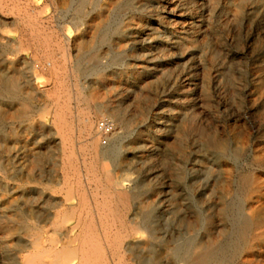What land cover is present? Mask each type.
I'll return each mask as SVG.
<instances>
[{
    "label": "rangeland",
    "instance_id": "1",
    "mask_svg": "<svg viewBox=\"0 0 264 264\" xmlns=\"http://www.w3.org/2000/svg\"><path fill=\"white\" fill-rule=\"evenodd\" d=\"M61 1L0 0V76L21 83L27 105L8 95L0 100V264H13V255L24 264L25 253L52 239L58 248L77 246L87 223L99 234L132 230L123 242L130 247L107 250L109 264L120 255L140 264L137 254L147 256L151 245L162 257L159 242L134 229L150 203L161 244L193 236L223 264H264V0H97L77 18L69 8L74 0ZM121 2L134 7L119 8ZM100 29L105 42L97 41ZM86 42L94 43L85 59L94 67L76 78L72 63ZM84 113L95 122L89 137L80 133ZM104 119L113 123L107 135L97 127ZM93 139L118 154L94 160L82 150ZM108 173L128 196L117 194ZM103 201L112 207L103 213L107 230L97 208ZM238 221L249 225L243 238Z\"/></svg>",
    "mask_w": 264,
    "mask_h": 264
},
{
    "label": "bare ground",
    "instance_id": "2",
    "mask_svg": "<svg viewBox=\"0 0 264 264\" xmlns=\"http://www.w3.org/2000/svg\"><path fill=\"white\" fill-rule=\"evenodd\" d=\"M58 1V0H57ZM61 1V0H60ZM66 1V0H65ZM127 1V0H126ZM208 1V0H207ZM252 1V0H251ZM256 1V0H255ZM62 2V1H61ZM100 2V1H99ZM115 2V1H114ZM113 2V3H114ZM145 2V1H144ZM220 2V1H219ZM52 3L54 4V2L52 1ZM139 3V2H138ZM247 3V2H246ZM261 3V2H260ZM60 4V3H59ZM67 4V3H66ZM65 4V5H66ZM104 4V3H103ZM135 4V3H134ZM263 4V3H262ZM63 5V4H62ZM65 5H63L64 6V8L66 7ZM86 5H91L92 7H95L96 8V6H97V0H74V1H70L69 2V8L70 9H72L73 10V13H74V16L77 18V17H83L84 16V8H85V6ZM100 5V4H99ZM117 5V4H116ZM133 4H130L129 2H121V3H119V5H118V7L119 8H123V7H127V6H132ZM136 5H137V2H136ZM140 5V4H139ZM145 5V4H144ZM105 6V5H104ZM111 6H114V5H112L111 4ZM146 6V5H145ZM245 5H243V7H244ZM258 6H259V3H258ZM46 7V6H45ZM58 7V6H57ZM61 7V6H60ZM103 7V6H102ZM117 7V8H118ZM133 7H134V5H133ZM139 7V6H138ZM257 7V6H256ZM255 7V8H256ZM108 8V7H107ZM110 8V7H109ZM146 8V7H145ZM250 8V7H249ZM252 8V7H251ZM113 9V8H112ZM115 9V8H114ZM140 9V8H139ZM37 10H39V9H37ZM59 10V9H58ZM90 10V9H89ZM88 10V11H89ZM106 10V9H105ZM241 10V9H240ZM244 10H245V8H244ZM247 10V9H246ZM40 11V10H39ZM99 11V10H98ZM108 11V10H107ZM135 11V10H134ZM5 12V11H4ZM38 12V11H37ZM56 12V11H55ZM58 12V11H57ZM67 12V11H66ZM129 12V11H128ZM246 12V11H245ZM28 13V12H27ZM98 13V12H97ZM114 13V12H113ZM131 12H129V14H130ZM137 13V12H136ZM138 13H140V12H138ZM144 13H146V12H144ZM143 13V14H144ZM42 14V13H41ZM64 14V13H63ZM99 14V13H98ZM238 14H240V12L238 13ZM21 15V14H20ZM40 15V14H39ZM68 15V14H67ZM106 15V14H105ZM246 15V14H245ZM12 16V15H11ZM25 16V15H24ZM27 16H28V14H27ZM29 16H31V15H29ZM36 16V15H35ZM87 16V15H86ZM85 16V17H86ZM91 16V15H90ZM89 16V17H90ZM104 16V15H103ZM102 16V18H106L105 16L103 17ZM251 16V15H250ZM99 17V16H98ZM119 17V16H118ZM117 17V18H118ZM242 17H243V15H242ZM241 17V18H242ZM5 18H6V16H5ZM17 18V17H16ZM64 18V17H63ZM113 18H115V17H113ZM15 19V18H14ZM79 19V18H78ZM84 19V18H83ZM96 19H98V18H96ZM101 19V18H100ZM116 19V18H115ZM245 19V18H244ZM35 20V19H34ZM66 20V19H65ZM77 20V19H76ZM75 20V21H76ZM110 19H108V21H109ZM231 20V19H230ZM248 21H249V19H247ZM255 20V19H254ZM4 21H5V19H4ZM9 21V20H8ZM11 21V20H10ZM19 21V20H18ZM23 21H24V19H23ZM32 21V20H31ZM41 21H43V18H42V20ZM52 21V20H51ZM74 21V22H75ZM78 21V20H77ZM115 21V20H114ZM1 22H2V20H1ZM44 22V21H43ZM80 22V21H79ZM140 22V21H139ZM246 22V21H245ZM255 22V21H254ZM9 23V22H8ZM15 23V22H14ZM19 23V22H18ZM10 24H11V22H10ZM30 24H32V23H30ZM37 24V23H36ZM41 24V23H40ZM45 24V23H44ZM47 24V23H46ZM49 24V23H48ZM78 24V23H77ZM95 24H96V22H95ZM94 24V25H95ZM117 24V23H116ZM124 24H125V22H124ZM132 24V23H131ZM3 25V24H2ZM8 25V24H7ZM14 25V24H13ZM43 25V24H42ZM99 25V24H98ZM112 25V24H111ZM35 26V25H34ZM44 26V25H43ZM80 26V25H79ZM1 27V26H0ZM8 27V26H7ZM21 27V26H20ZM24 27V26H23ZM33 27V26H32ZM99 27V26H98ZM123 27V26H122ZM129 27V26H128ZM51 28V27H50ZM110 28V27H109ZM120 28V27H119ZM42 29V28H41ZM118 29V28H117ZM128 29V28H127ZM92 30V29H91ZM101 30V29H100ZM31 31V30H30ZM33 31V30H32ZM35 31V30H34ZM126 31V30H125ZM122 32V31H121ZM127 32H129V31H127ZM126 32V33H127ZM31 33V32H30ZM33 33V32H32ZM31 33V34H32ZM44 33V32H43ZM115 33H117L116 31H115ZM25 34V33H24ZM34 34V33H33ZM51 35V34H50ZM50 35H48V36H50ZM53 35V34H52ZM24 36V35H23ZM30 36H32V35H30ZM92 36V35H91ZM98 36V37H97ZM96 37H97V41L98 42H102V41H104L105 39H106V34H105V32H104V30L102 29L100 32H99V34L97 35ZM113 36V35H112ZM111 36V37H112ZM122 36V35H121ZM1 37V36H0ZM47 37V36H46ZM96 37H95V39H96ZM32 38H33V36H32ZM38 38V37H37ZM44 38V37H43ZM51 38V37H50ZM49 38V39H50ZM64 38V37H63ZM5 39V38H4ZM44 39H46V38H44ZM84 39V38H83ZM88 39H90V38H88ZM108 39V38H107ZM116 39V38H115ZM10 40H12V39H10ZM14 40V39H13ZM19 40H21L20 38H19ZM19 40H17L18 42H19ZM111 40V39H110ZM24 41V40H23ZM40 41V40H39ZM47 41V40H46ZM51 41V40H50ZM66 41V40H65ZM70 41V40H69ZM85 41V40H84ZM107 41V40H106ZM119 41V40H118ZM35 42V41H34ZM48 42V41H47ZM55 42H57V41H55ZM105 42V41H104ZM109 42V41H108ZM16 43V42H15ZM45 43V42H44ZM49 43V42H48ZM87 43V42H86ZM119 43H121L120 41H119ZM6 44V43H5ZM20 44V43H19ZM39 43H37V45H38ZM60 44V43H59ZM58 44V45H59ZM61 44H63V43H61ZM96 44V43H95ZM105 44V43H104ZM23 45H24V43H23ZM68 45V44H67ZM20 46V45H19ZM63 46V45H62ZM70 46V45H69ZM75 46V45H74ZM93 46H94V43L93 44H84V45H81V48H80V52H79V55H78V57H77V59L76 60H74L73 61V63H72V68H71V73H73V75L76 77V78H78V77H80V76H82V75H85V74H87V73H90V72H92V66H93V64H92V66L90 67L89 65H88V63L87 62H85V59H86V56H88V54L92 51V49H93ZM102 46V45H101ZM5 47V46H4ZM53 47V46H52ZM110 47H111V45H110ZM120 47V46H119ZM6 48V47H5ZM12 48V47H11ZM61 48V47H60ZM65 48V47H64ZM71 48H73V47H71ZM70 48V49H71ZM77 48V47H76ZM40 49V48H39ZM46 50H47V48H45ZM51 49V48H50ZM56 49V48H55ZM62 49V48H61ZM69 49V50H70ZM6 50V49H5ZM12 50V49H11ZM14 50V49H13ZM37 50V49H36ZM65 50V49H64ZM96 50V49H95ZM51 51V50H50ZM54 51V50H53ZM58 51V50H57ZM56 51V52H57ZM68 51V50H67ZM71 51V50H70ZM55 52V51H54ZM66 52V51H65ZM65 52H63V54L65 53ZM56 54V53H55ZM69 54V53H68ZM78 54V53H77ZM40 55V54H39ZM45 55H47V54H45ZM51 54H49V56H50ZM71 55V54H70ZM93 55V54H92ZM63 56V55H62ZM47 57V56H46ZM64 58L63 59H65V57H66V55L65 56H63ZM67 57H69V56H67ZM66 57V58H67ZM51 58V57H50ZM54 58H56V57H54ZM93 58V57H92ZM95 58V57H94ZM68 59V58H67ZM53 60V59H52ZM52 60H50V61H52ZM56 60V59H55ZM66 62H67V60H66ZM68 65V64H67ZM66 65V66H67ZM52 66H54V65H52ZM97 66V65H96ZM101 66V65H100ZM60 67V66H59ZM94 67V66H93ZM69 68V67H68ZM67 68V69H68ZM103 68V67H102ZM47 69H48V67H47ZM54 69V68H53ZM57 69V68H56ZM65 69V68H64ZM63 69V70H64ZM99 69V67L97 68V70ZM59 70V69H58ZM62 70V71H63ZM66 70V69H65ZM96 70V71H97ZM61 71V70H60ZM55 72V71H54ZM53 73V72H52ZM55 73H57V72H55ZM61 73V72H60ZM101 74V73H100ZM64 75H66V74H64ZM102 75V74H101ZM67 76V75H66ZM62 77H64V76H62ZM72 77V76H71ZM18 78V77H17ZM57 79V78H56ZM75 79V78H74ZM60 81V80H59ZM64 81H65V79H64ZM80 81V80H79ZM61 82V81H60ZM67 82V81H66ZM76 82V81H75ZM73 83H74V81H73ZM21 83H19L17 80H10V79H7V78H4V77H1L0 76V100L1 99H3V97H5V96H7V97H10V99L11 100H13V101H16V100H20V101H22V102H20L21 104H22V106L24 107V109H26V107H27V105H26V103H25V100H24V98L22 99L20 96H19V89L21 88V85H20ZM56 84V83H55ZM73 85V84H72ZM80 85H82L81 83H80ZM61 86H62V84H61ZM77 87V86H76ZM65 88H69V87H65ZM75 88V87H74ZM75 90H76V88H75ZM79 90V88L77 89V91ZM80 90L82 91V89L80 88ZM59 91H62V89L61 90H59ZM80 91V92H81ZM63 92V91H62ZM61 92V93H62ZM65 92V91H64ZM79 92V91H78ZM69 93V92H68ZM72 93H73V91H72ZM77 93V92H76ZM74 94V93H73ZM79 94V93H78ZM87 94V93H86ZM85 94V96H87ZM80 95V94H79ZM65 96H66V94H65ZM71 96V95H70ZM91 96V95H90ZM58 97V96H57ZM68 97L69 96H67V99H68ZM83 97V96H82ZM65 98V97H64ZM80 98V97H79ZM84 98H86V97H84ZM62 100H63V97L61 98ZM69 99H70V97H69ZM75 99V98H74ZM88 99V98H87ZM55 100H56V102H57V99L55 98ZM58 100H60V99H58ZM73 100V99H72ZM83 100V99H82ZM90 99H88V101H89ZM84 102V101H83ZM65 103V102H64ZM69 104V103H68ZM54 105V104H53ZM78 105V104H77ZM81 105V104H80ZM61 106H62V103H61ZM56 107H58L57 106V104H56ZM60 107V106H59ZM54 108V107H53ZM65 108H68V107H66L65 106ZM23 109V110H24ZM62 109V108H61ZM84 109V108H83ZM54 110V109H53ZM55 111V110H54ZM67 111V110H66ZM84 111V110H83ZM83 111L81 112V113H83ZM96 113V112H95ZM112 113V112H111ZM56 114H57V116H58V119H59V123H60V127H61V129L62 130H64V131H68L69 132V130L71 129H69V125L67 124V119H66V117H65V115L62 113V111L61 110H57L56 111ZM84 115L86 116V114L84 113ZM55 116V115H54ZM81 115H79V117H80ZM112 116H114V117H118L119 118V113H118V111L115 109L114 111H113V113H112ZM95 117V116H94ZM125 118V117H124ZM57 120V119H56ZM79 120H81V119H79ZM82 120H83V127L82 128H80V133L81 134H87V136L88 135H92V133H93V130H94V119H92V117H90V116H86L84 119L82 118ZM2 121H3V113H2V110H1V108H0V125L2 124ZM70 122V121H69ZM68 122V123H69ZM127 124V123H126ZM2 126V125H1ZM72 126V125H71ZM3 127V126H2ZM58 127V126H57ZM66 128H68V129H66ZM60 129V132L62 131ZM73 131V130H72ZM2 133V132H1ZM73 133V132H72ZM80 133H79V135H80ZM65 134V133H64ZM97 134V133H96ZM66 135V134H65ZM78 135V134H77ZM95 135V134H94ZM70 136H72V135H70ZM64 137V136H63ZM66 137H68V135L66 136ZM89 137V136H88ZM71 138V137H70ZM91 138H93V136L91 137ZM67 139H69V138H67ZM70 140V139H69ZM216 141V140H215ZM64 142H66L65 140H64ZM63 142V143H64ZM86 143H87V141H86ZM215 143V145L217 146V147H220V148H224V146L222 145V144H220V143H216V142H214ZM64 145V144H63ZM69 145V144H68ZM67 145V146H68ZM83 145V144H82ZM212 145V144H211ZM214 145V144H213ZM71 146V145H70ZM64 147V146H63ZM72 147V146H71ZM114 147V146H113ZM217 147H215V148H217ZM65 148V147H64ZM83 149L82 150H84V151H86V153H88L89 155H90V157L92 156L93 158H94V160H96V159H105V158H108V157H112V156H116L117 154H118V152L117 151H115L114 149H112L111 148V150H108V151H101L100 150V148H99V145H98V143H97V141H96V139H93L91 142L89 141V143L88 144H86L85 146H83L82 147ZM115 148V147H114ZM214 148V147H213ZM214 148V149H215ZM102 149V148H101ZM116 149V148H115ZM219 150V149H218ZM83 152V151H82ZM70 154H71V152H70ZM83 154V153H82ZM69 156V155H68ZM73 156V155H72ZM84 156H86L85 154H84ZM70 157V156H69ZM83 157V156H82ZM71 159V158H70ZM70 159H69V161H70ZM84 160V158L81 160V161H83ZM68 161V160H67ZM68 161V162H69ZM72 161V160H71ZM88 161H91V160H88ZM88 161H86V162H88ZM93 161V160H92ZM100 162V161H99ZM98 162V163H99ZM91 164H92V162H90ZM70 164H71V162H70ZM83 164V163H82ZM86 164V163H85ZM72 165H74V164H72ZM102 164H100V166H101ZM88 166V165H87ZM74 167V166H73ZM90 167V166H89ZM88 167V168H89ZM96 167V166H95ZM94 167V168H95ZM92 168V167H91ZM99 168V167H98ZM98 168L96 169L95 168V172H96V170H98ZM1 170V169H0ZM75 170V169H74ZM86 170V169H85ZM88 170V169H87ZM92 170V171H91ZM94 169H90L89 168V172H94L93 171ZM77 171V170H76ZM87 171V172H88ZM86 172V173H87ZM89 172H88V174H89ZM91 174V173H90ZM93 175V174H92ZM107 175V174H106ZM85 176H87V175H85ZM94 176H96V174L95 175H93V180H95L96 178L94 177ZM89 177V176H88ZM87 177V178H88ZM99 178V177H98ZM89 179H90V177H89ZM66 180V179H65ZM78 180V179H77ZM76 180V181H77ZM81 180V179H80ZM99 180H100V178H99ZM106 180V179H105ZM104 180V181H105ZM107 180L109 181V183L110 184H113V185H117L118 183L116 182V180H115V178L111 175V173H108V176H107ZM68 181H69V177H68ZM92 181V180H91ZM103 181V180H102ZM66 182H67V180H66ZM65 182V183H66ZM69 183V182H68ZM240 183L243 185H245L246 183H247V179L245 178V177H242L241 179H240ZM72 184V183H71ZM101 184V183H100ZM78 185H79V183H78ZM82 185V184H81ZM67 186H68V184H67ZM95 186H97V184H95ZM100 186V185H99ZM105 186V185H104ZM107 186V185H106ZM105 186V187H106ZM109 186V185H108ZM107 186V187H108ZM118 186V185H117ZM73 187V186H72ZM77 187V186H76ZM82 187V186H81ZM101 187V186H100ZM78 188V187H77ZM93 188V187H92ZM116 188V187H115ZM123 188V187H122ZM122 188H120V185L116 188V191H117V194L118 195H126V196H128L127 195V191H123L122 190ZM253 188V187H252ZM97 189H98V187H97ZM105 190V189H104ZM113 190V189H112ZM125 190V189H124ZM89 191V190H88ZM88 191H86L87 193H88ZM93 191V190H92ZM72 192H73V190H72ZM81 192V191H80ZM99 192V191H98ZM102 192V191H101ZM74 193V192H73ZM78 193V192H77ZM86 193V194H87ZM97 193V192H96ZM95 193V194H96ZM100 193V192H99ZM81 194V193H80ZM105 194V193H104ZM110 194V193H109ZM87 195H89V194H87ZM98 195V194H97ZM79 196H81V195H79ZM83 196V195H82ZM93 196V195H92ZM91 196V197H92ZM131 196V195H130ZM104 197H105V195H104ZM113 197V196H112ZM81 198V197H80ZM94 198V197H93ZM96 198V197H95ZM99 198V197H98ZM97 198V199H98ZM115 198V197H114ZM119 198V197H118ZM122 198V197H121ZM120 198V199H121ZM130 198V197H129ZM128 198V199H129ZM103 199V198H102ZM125 199V198H124ZM112 200H113V198H112ZM118 200V199H117ZM122 200V202H123V199H121ZM82 201V200H81ZM125 201V200H124ZM83 202V201H82ZM98 202V201H97ZM104 202V201H103ZM119 202H120V200H119ZM94 203H95V201H94ZM129 203V202H128ZM86 204V203H85ZM83 205V204H82ZM95 205V204H94ZM99 205V207H97L98 209H99V211H100V213H101V215H99V218H100V220H101V227L102 228H106L107 227V223H106V221H105V216H104V211H106V213H107V211H109V212H111V210H112V207H111V205H109V201H105L104 203H101V204H98ZM115 205V204H114ZM126 205V204H125ZM228 205V204H227ZM91 206V205H90ZM119 206H121V205H119ZM155 206V205H154ZM154 206H152L151 205V203H150V206L149 207H147L148 209H147V212L145 213V214H143L142 216H141V221L139 222V224L138 225H136L135 226V228L134 229H136V230H138V229H146L147 230V232H148V238H149V240H151V241H153V242H155V241H158L159 242V244L163 247L162 249H163V252H164V254H163V256L162 257H160V255L158 254L159 253V251H158V253H151L152 252V245L150 246V247H148V253L150 254H148L147 256H145V255H143V254H140V253H136L137 255H138V262H140V264H166L167 263V261L165 262V260H163V258L164 257H168L169 258V264H223L224 262H225V260L223 259H221V257H215V255H214V253L212 252V251H209V250H205L204 249V246L202 245V243H200V242H198V241H196L195 240V238H193V236H187L188 238H186V239H184V240H178V239H174V241L171 243V245H165L164 243L163 244H161V237H160V235H161V229H160V225H158L159 223H157V221H156V214L154 215V212L156 211H154ZM89 207V206H88ZM93 206H91L90 208H92ZM127 207H129V205L127 206ZM231 207V206H230ZM71 208V207H70ZM117 208V207H116ZM146 208V207H145ZM71 209H73V208H71ZM80 209V208H79ZM85 209V208H84ZM83 209V210H84ZM87 209H89V208H87ZM67 210H68V208H67ZM118 210V209H117ZM117 210H115V211H117ZM23 211V210H22ZM63 211V210H62ZM88 211H90V210H88ZM76 212V211H75ZM93 212V211H92ZM97 212V211H96ZM118 212V211H117ZM157 212V211H156ZM155 212V213H156ZM89 213V212H88ZM100 213H98V214H100ZM225 213V212H224ZM63 214V213H62ZM71 214V213H70ZM74 214V213H73ZM111 213H109V215H110ZM116 214V213H115ZM120 214V213H119ZM260 214V213H259ZM61 215V214H60ZM90 215H91V213H90ZM112 215V214H111ZM255 215V214H254ZM24 216V215H23ZM57 216V215H56ZM85 216V215H84ZM89 216V215H88ZM120 215H118V217H119ZM86 217V216H85ZM106 217H107V215H106ZM109 217H111V216H109ZM113 217L115 218L116 216H114L113 215ZM121 217V216H120ZM240 217H241V215H240ZM22 218V217H21ZM56 218V217H55ZM59 218H60V216H59ZM113 218V219H114ZM122 218V217H121ZM160 218V217H159ZM232 218V217H231ZM243 218V217H242ZM24 219V218H23ZM61 219V218H60ZM81 219V218H80ZM79 219V220H80ZM85 219V218H84ZM116 219V218H115ZM118 219V218H117ZM123 219V218H122ZM232 219H234V218H232ZM238 219H239V217H238ZM62 220V219H61ZM87 220H89V219H87ZM96 220V219H95ZM99 220V219H98ZM111 220V219H110ZM119 220V219H118ZM55 221V220H54ZM166 221V220H165ZM237 221V220H236ZM244 221H245V219H244ZM57 222V221H56ZM82 222V221H81ZM96 222V221H95ZM94 222V223H95ZM107 222L109 223L110 221H108L107 220ZM115 222H116V220H115ZM120 222V221H119ZM136 222V221H135ZM235 222V221H234ZM16 223V222H15ZM91 223V222H90ZM98 223H100V222H98ZM111 223H112V220H111ZM117 223V222H116ZM122 223V222H121ZM125 223V222H124ZM128 223V222H127ZM232 223V222H231ZM237 223H240V225H239V228L237 229V231L236 232H238V236L239 237H242L243 238V236L245 235V233L247 232V230L249 229V225L246 223V222H241V221H238ZM249 223V222H248ZM19 224H21V223H19ZM26 224V223H25ZM25 224H24V226H25ZM29 224V223H28ZM194 224V223H193ZM234 224V223H233ZM23 225V224H22ZM32 225V224H31ZM76 225H78V224H76ZM113 225V224H112ZM124 225V224H123ZM129 225V224H128ZM260 225V224H259ZM37 226V225H36ZM56 226V225H55ZM59 226V225H58ZM92 224H89V223H87V224H85L84 226H83V231L81 232V233H79L77 236H76V239L78 240V245L77 246H72L71 244H66V245H63L62 247L60 246V248H58V246H56V240L55 239H52V245L51 246H49L48 248L47 247H39V246H37L36 247V250L34 251V252H31L30 254H26V256H25V254L23 255V257H24V260H23V263L24 264H72V262H74L73 264H109L108 263V261H107V259L109 260L110 258H108V255H107V250H109V249H113V250H115V252L117 253V252H119V251H117V248H119V249H121L122 247H125L126 245L128 246V247H130V245L129 244H125V245H123V242H125V239L127 238V237H129L130 235H131V233H132V230L131 231H125L124 229V231H119V232H116V234H114L113 235V233H112V231L110 230V231H104L103 229H102V234H99V232H96V231H94L93 229H92ZM125 226V225H124ZM9 227V226H8ZM28 227V226H27ZM30 227H32V226H30ZM110 227V226H109ZM129 227V226H128ZM178 227V226H177ZM37 228V227H36ZM81 228V227H80ZM79 228V230H81ZM108 228V227H107ZM124 228V227H123ZM232 228V227H231ZM17 229V228H16ZM26 229V228H25ZM27 229H29V228H27ZM57 229V228H56ZM68 229V228H67ZM67 229L65 230V232L67 231ZM73 229H75V228H73ZM114 228H112V230H113ZM191 229V228H190ZM193 229V228H192ZM15 230V229H14ZM62 230V229H61ZM98 230V229H97ZM105 230H107V229H105ZM115 230V229H114ZM113 230V231H114ZM127 230V229H126ZM163 230V229H162ZM180 230V229H179ZM234 230H236V229H234ZM11 231V230H10ZM74 231V230H73ZM116 231H117V229H116ZM139 231V230H138ZM28 232H29V230H28ZM61 232V231H60ZM137 232V231H136ZM208 232V231H207ZM8 233V232H7ZM10 233V232H9ZM71 233V232H70ZM57 234V233H56ZM74 234V233H73ZM135 234V233H134ZM173 234V233H172ZM176 234V233H175ZM67 235V234H66ZM178 235V234H177ZM191 235V234H190ZM260 235V234H259ZM9 236H11L10 234H9ZM58 236V235H57ZM75 236V235H74ZM114 236V237H113ZM164 236V235H163ZM169 236V235H168ZM196 236V235H195ZM226 236H228V235H226ZM231 235H229V237H230ZM257 236V235H256ZM261 236V235H260ZM165 237H166V235H165ZM176 238H177V236H175ZM228 237V238H229ZM246 237H248V236H246ZM72 238V237H71ZM170 238V237H169ZM215 238V237H214ZM233 238V237H232ZM44 239V238H43ZM165 239V238H164ZM238 239H240V238H238ZM15 240V239H14ZM13 240V241H14ZM45 240V239H44ZM48 240V239H47ZM66 240V239H65ZM76 240V241H77ZM197 240H200V239H197ZM209 240V239H208ZM217 240V239H216ZM219 240V239H218ZM223 240V239H222ZM234 240V239H233ZM235 240H236V238H235ZM67 241V240H66ZM72 241V240H71ZM73 241H75V240H73ZM164 241V240H163ZM226 241V240H225ZM240 241V240H239ZM242 241V240H241ZM63 242H64V240H63ZM146 242V241H145ZM166 242V241H165ZM214 242V241H213ZM227 242V241H226ZM225 242V243H226ZM229 242H231V241H229ZM233 242V241H232ZM231 242V243H232ZM42 243V242H41ZM212 243V242H211ZM225 243H223V244H225ZM234 243V242H233ZM241 243V242H240ZM32 244V243H31ZM132 244V243H131ZM137 244V243H136ZM142 244V243H141ZM228 244V243H227ZM239 244V243H238ZM145 245V244H144ZM232 245V244H231ZM247 244H244L243 246H246ZM12 246L15 248V250L16 249H18V246H19V243L17 242V241H15L14 242V244H12ZM31 246V245H30ZM32 246H33V244H32ZM133 246V245H132ZM131 246V247H132ZM134 246H135V244H134ZM133 246V247H134ZM148 246V245H147ZM146 247V246H145ZM157 247V246H156ZM220 247V246H219ZM141 248V247H140ZM142 248H144V247H142ZM223 247H221V249H222ZM239 248V247H238ZM129 249V248H128ZM131 249V248H130ZM229 249V248H228ZM140 250V249H139ZM155 250V249H154ZM219 250V249H218ZM238 250V249H237ZM110 252H112L111 250H110ZM126 252V251H125ZM162 252V253H163ZM113 253V252H112ZM124 253V252H123ZM224 253V252H223ZM121 254V253H120ZM130 254V253H129ZM218 255V254H217ZM118 256H119V253H118ZM230 257V256H229ZM13 264H18L17 262H15V257H14V255H13ZM119 259V261L117 262V263H115V264H127L125 261L127 260H125L124 261V256H121L120 255V257L118 258ZM21 260H22V258H21ZM117 260V259H116ZM115 261V260H114ZM129 262V261H128ZM135 263H137V262H135ZM112 264V263H111ZM129 264V263H128Z\"/></svg>",
    "mask_w": 264,
    "mask_h": 264
},
{
    "label": "built area",
    "instance_id": "3",
    "mask_svg": "<svg viewBox=\"0 0 264 264\" xmlns=\"http://www.w3.org/2000/svg\"><path fill=\"white\" fill-rule=\"evenodd\" d=\"M98 132L102 135H107L112 132L113 130V123L109 121L108 119H104L99 122L98 124ZM105 143L107 141H104Z\"/></svg>",
    "mask_w": 264,
    "mask_h": 264
}]
</instances>
